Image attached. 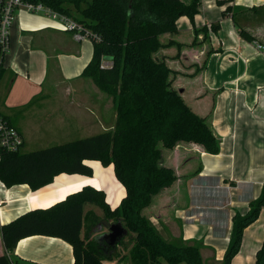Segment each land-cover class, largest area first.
<instances>
[{"label": "crops", "instance_id": "1", "mask_svg": "<svg viewBox=\"0 0 264 264\" xmlns=\"http://www.w3.org/2000/svg\"><path fill=\"white\" fill-rule=\"evenodd\" d=\"M177 24L178 33L161 40L180 45L162 49L160 57L175 73L173 87L181 89L196 114L209 120L221 149L216 155L195 144L165 149L164 165L174 169L178 179L154 198L144 215L165 240L182 237L201 242L205 262L220 264L231 242L234 217L250 211L264 186V51L254 44L264 45V0H199L194 21L183 16ZM214 26H219L217 31ZM204 28L207 38L198 31ZM94 52L93 41L74 40L59 21L26 10L17 13L0 81V116L22 133L24 148L47 131L67 137L74 131L94 134L115 128L112 97L82 76ZM87 164L94 169L93 177L61 174L38 191L29 185L8 188L0 181V257L6 254L2 226L32 210L49 208L86 186L104 190L112 209L120 206L126 189L114 166ZM88 205L92 204L85 206V213L95 212L104 223V211ZM106 232L98 225L93 238ZM263 242L264 209L245 230L232 264H255ZM133 246L131 236L126 237L125 245L117 248L119 257L106 264H134ZM13 257L17 264H75L73 247L47 236L21 240Z\"/></svg>", "mask_w": 264, "mask_h": 264}, {"label": "trees", "instance_id": "2", "mask_svg": "<svg viewBox=\"0 0 264 264\" xmlns=\"http://www.w3.org/2000/svg\"><path fill=\"white\" fill-rule=\"evenodd\" d=\"M24 1L42 3L71 16L98 35L93 60L82 76L112 97L117 120L112 131L34 152H9L0 146V181L8 188L29 185L38 191L61 174L93 177L94 169L87 162L98 161L104 167L114 166L126 196L112 209L104 190L86 186L49 208L21 215L1 228L6 254L0 257V264H17L13 253L18 243L33 236L66 241L73 247L75 264H106L118 258L117 249L93 238L102 219L93 211L85 213L87 204L99 206L108 222H122L134 244L130 251L134 264H206L201 242L182 237L167 241L144 215L154 198L178 179L174 169L163 165L162 148L173 150L186 143L199 145L209 154L220 153L221 140L209 120L184 101L173 87L174 71L165 58L156 56L162 49L180 45L173 41L165 44L161 37L177 34V22L183 16L194 21L199 0L189 5L182 0ZM198 31L208 37V28ZM4 58L0 48V81L5 74ZM108 59L111 67L102 68ZM263 209L264 186L250 211L234 217L222 264H232L240 253L245 230L259 219ZM255 264H264V242Z\"/></svg>", "mask_w": 264, "mask_h": 264}, {"label": "built area", "instance_id": "3", "mask_svg": "<svg viewBox=\"0 0 264 264\" xmlns=\"http://www.w3.org/2000/svg\"><path fill=\"white\" fill-rule=\"evenodd\" d=\"M20 10H26L33 14L44 13L46 16L59 21L65 31L72 34L74 40L78 42L84 40H91L93 42L100 41L98 35L71 16L57 12L42 3L35 4L24 0H0V48L4 55L10 50L11 29L16 21L17 13ZM254 44L257 49L264 51V45L259 42H255ZM110 67L111 62L109 60L102 62V68L107 69ZM24 145L25 140L22 133L0 116V146L6 151L18 152L24 148ZM0 205H2L1 202Z\"/></svg>", "mask_w": 264, "mask_h": 264}, {"label": "rangeland", "instance_id": "4", "mask_svg": "<svg viewBox=\"0 0 264 264\" xmlns=\"http://www.w3.org/2000/svg\"><path fill=\"white\" fill-rule=\"evenodd\" d=\"M40 14L45 15L44 13H40ZM156 56L160 57V52L157 53ZM177 90L181 93V89H177ZM43 129H45V126L43 127ZM90 133L91 132H86V131H80V132L74 131V132H72L70 134V136L62 137L60 134H57L56 136H54L53 134H51V133H49L47 131V134L45 136H43L41 139H39V140L38 139L37 140L33 139L30 142H28L27 146L23 149V152H25V153L34 152V151H38V150H41V149H46V148H49V147H53V146H56V145L65 144V143H69V142H72V141H76V140H79V139H85V138L91 137L95 133H97V134L102 133V131H95V132H93L94 134H90ZM162 150H163V155H164L165 149L162 148ZM163 165H164V162H163ZM88 207H92L96 211H98L100 213H103L101 208H99V206L97 207V205H93L92 204V205H88ZM99 228H100V231H102V230L107 231V229L104 226L103 222H101L99 224ZM249 248H250V246H249ZM249 248H245V251L248 252ZM250 251H251V249H250ZM163 264H168V263L164 262ZM182 264H186V263H182ZM206 264H217V263H215L213 261H210V262H206ZM220 264H222V263H220Z\"/></svg>", "mask_w": 264, "mask_h": 264}, {"label": "water", "instance_id": "5", "mask_svg": "<svg viewBox=\"0 0 264 264\" xmlns=\"http://www.w3.org/2000/svg\"><path fill=\"white\" fill-rule=\"evenodd\" d=\"M104 226L106 227L107 232L97 237V239L100 241H106L109 249L116 250L121 241L128 236L129 231L124 227L122 222L110 223L106 220L104 221Z\"/></svg>", "mask_w": 264, "mask_h": 264}]
</instances>
